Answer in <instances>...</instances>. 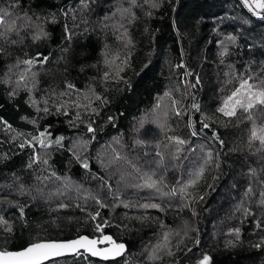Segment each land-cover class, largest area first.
Instances as JSON below:
<instances>
[{
  "label": "trees",
  "instance_id": "obj_1",
  "mask_svg": "<svg viewBox=\"0 0 264 264\" xmlns=\"http://www.w3.org/2000/svg\"><path fill=\"white\" fill-rule=\"evenodd\" d=\"M5 12L0 249L110 234L119 259L45 264H264V149L247 114L218 111L241 78H264V18L241 0H0ZM165 112L162 132L150 121Z\"/></svg>",
  "mask_w": 264,
  "mask_h": 264
},
{
  "label": "snow or ice",
  "instance_id": "obj_2",
  "mask_svg": "<svg viewBox=\"0 0 264 264\" xmlns=\"http://www.w3.org/2000/svg\"><path fill=\"white\" fill-rule=\"evenodd\" d=\"M244 4L246 7H248L249 11L253 12L255 15H260L262 12H264V0H251V2L250 0H244ZM7 15V12H5L3 15H0V25H8L7 31H14L15 21L6 20L5 17ZM0 35H2V33H0ZM44 59L46 60L47 58L45 57ZM24 63L32 65L34 61L28 60ZM105 76L107 77V73L105 74ZM23 79L24 77L21 76V80ZM68 87L72 88L73 85L69 84ZM164 95L171 98V93L169 92H166ZM97 99H100V97H97ZM171 103L173 105V111L175 112V114L180 115L181 113L179 108L175 107L177 104H179V101L173 98L171 100ZM156 108H160V104H157ZM192 108L198 109L199 106L193 104ZM257 109H264V78L260 79L257 82L252 76H247L246 78L240 79L238 86L235 87L224 99L223 104L218 109V111L229 117L236 116L238 111L247 114L246 119L253 121L250 130V143L252 141H258L260 148H258L257 150L259 151L261 149H264V123L257 125L253 120L252 112L253 110ZM44 111H47V109L45 108ZM167 115L168 113L165 112L163 119H161V117L159 116H156V118L150 122L156 124L157 128H159L162 132L166 129L170 130L167 125ZM141 124L143 125V121H141ZM203 127L207 128L209 127V124L205 123L203 124ZM88 130L90 132L94 131L91 125L88 126ZM44 135V133H40V136L33 137L34 140H37L39 142L41 147L44 146V140L41 139V137H43ZM193 135H196V133L193 132ZM216 138L219 139L218 135L216 136ZM62 139L63 137L57 140L56 143H59ZM167 139L176 146V152L180 151V147H178L179 145L188 143V141L174 136L167 137ZM138 142L144 143V141ZM220 143L222 144L223 141H220ZM23 146L24 145L22 144L21 147ZM158 146L159 145H157V147ZM208 156L209 158H211L210 152L208 153ZM116 159H120L118 153ZM44 163H47V161L45 160ZM29 166L31 167V165ZM83 166L85 168H88L87 163H84ZM202 172L203 169L200 170V173H197V177L202 174ZM53 175H55V173H53ZM158 182V180H153L151 175H146L144 177V183L147 187H156ZM195 182V180L189 181V183L191 184H194ZM172 191L173 193H175L176 190L173 189ZM249 191H251V189H249ZM144 207H149V205H144ZM151 207H158V205H151ZM20 211L21 215H23V208H21ZM96 215H99V213H97ZM0 223L7 224V221L0 217ZM106 224L107 222H105V225ZM7 230L11 231V228L9 227ZM96 231L103 233V228L101 227V225H96ZM164 240H168L167 234H165ZM106 241L112 244L111 248L100 249L97 247L98 244H104ZM157 247L159 248L162 246L157 245ZM80 248L86 249V251L90 252L93 256H103L105 259H107L109 258V256L120 255L124 251L125 246L123 244H116L115 241L112 240L111 236L103 234L99 237H94L91 239L88 236H81L75 240L67 242L38 240L30 243L27 247L19 251H0V264H45L46 261L50 260L53 257H58L68 251H78ZM154 257L155 253H153V257H150V259ZM208 260L209 257L205 256L204 260L201 261V264H207Z\"/></svg>",
  "mask_w": 264,
  "mask_h": 264
},
{
  "label": "water",
  "instance_id": "obj_3",
  "mask_svg": "<svg viewBox=\"0 0 264 264\" xmlns=\"http://www.w3.org/2000/svg\"><path fill=\"white\" fill-rule=\"evenodd\" d=\"M241 2L244 4V0H241ZM245 5V4H244ZM246 7V6H245ZM248 9V7H246ZM249 10V9H248ZM251 12V11H250ZM253 13V12H252ZM254 14V13H253ZM255 15V14H254ZM257 17H260V18H264V13H261L260 15H255ZM104 235H109L111 236L110 234H104ZM81 236H88L86 234H82V235H79L77 237H74V238H71V239H53V240H42V241H56V242H67V241H71V240H75ZM90 239L91 238H94V237H90L88 236ZM95 237H99V236H95ZM112 237V236H111ZM112 240L115 241L116 244H123L125 246V249L124 251L120 254V255H117V256H109V258L105 259L103 256H93L90 252L86 251V249L84 248H80L78 251H68V252H65L63 253L62 255L58 256V257H53L51 258L50 260L46 261L45 263L51 261V260H54V259H57V258H61V257H69V256H75L79 253H85L87 255H89L90 257L92 258H95V259H98V260H101V261H112V260H116V259H119L121 258V256L126 252V249H127V246L125 243L123 242H117L113 237H112ZM28 246V245H27ZM26 246V247H27ZM98 248L100 249H104V248H111L112 247V244L109 243V242H105L104 244H98L97 245ZM25 248V247H24ZM23 249V248H22ZM22 249H19V250H22ZM19 250H7V251H19ZM0 251H3L2 249H0Z\"/></svg>",
  "mask_w": 264,
  "mask_h": 264
},
{
  "label": "built area",
  "instance_id": "obj_4",
  "mask_svg": "<svg viewBox=\"0 0 264 264\" xmlns=\"http://www.w3.org/2000/svg\"><path fill=\"white\" fill-rule=\"evenodd\" d=\"M185 71H186V72H188V70H187V69H185Z\"/></svg>",
  "mask_w": 264,
  "mask_h": 264
},
{
  "label": "bare ground",
  "instance_id": "obj_5",
  "mask_svg": "<svg viewBox=\"0 0 264 264\" xmlns=\"http://www.w3.org/2000/svg\"><path fill=\"white\" fill-rule=\"evenodd\" d=\"M189 71V70H188Z\"/></svg>",
  "mask_w": 264,
  "mask_h": 264
}]
</instances>
